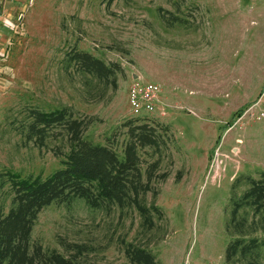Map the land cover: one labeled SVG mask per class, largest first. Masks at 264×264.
<instances>
[{"label": "rangeland", "instance_id": "1", "mask_svg": "<svg viewBox=\"0 0 264 264\" xmlns=\"http://www.w3.org/2000/svg\"><path fill=\"white\" fill-rule=\"evenodd\" d=\"M9 2L13 16L24 12L0 42V215L13 197L7 173L44 178L64 167L67 128L39 135L29 124L32 109L66 108L84 139L119 157L129 126L145 125L156 143L138 147L136 199L53 202L37 216L32 246L72 264H139L128 248L154 264H244L226 262L237 237L227 224L247 177L264 172V118L243 115L264 90V0ZM74 50L103 61L107 77L70 63ZM134 81L159 86L154 112L131 113ZM248 217L255 230L245 237L264 240V221ZM259 252L264 264V244Z\"/></svg>", "mask_w": 264, "mask_h": 264}, {"label": "trees", "instance_id": "2", "mask_svg": "<svg viewBox=\"0 0 264 264\" xmlns=\"http://www.w3.org/2000/svg\"><path fill=\"white\" fill-rule=\"evenodd\" d=\"M67 59L97 78L108 75L109 67L88 52L74 50ZM30 113L31 133L41 135L50 127L62 125L67 128L70 149L63 160L64 167L47 177L22 178L17 173H7L13 197L7 214L0 215V264H72L56 251L46 252L40 245H31V232L39 212L53 202H70L75 198L83 199L91 208L127 205L137 198L142 183L138 147L154 145L155 136L145 125L129 126V140L119 157L112 147L84 139L83 122L73 118L66 108L32 109ZM245 184L247 187L233 200L230 211L227 227L234 224L231 233L237 237L228 244L225 259L227 263L236 257L244 264H263L259 248L264 240L245 236L255 230L246 227L249 215L262 224L264 221V172L258 177L248 176ZM138 207L143 214L144 208L140 204ZM241 209L243 215L238 219ZM126 254L133 262L154 264V256L143 248H128Z\"/></svg>", "mask_w": 264, "mask_h": 264}, {"label": "built area", "instance_id": "3", "mask_svg": "<svg viewBox=\"0 0 264 264\" xmlns=\"http://www.w3.org/2000/svg\"><path fill=\"white\" fill-rule=\"evenodd\" d=\"M33 0H28L27 4H32ZM23 10H19L15 16V20L10 23V30L16 26V22L23 17ZM1 17V12H0ZM3 33L0 30V42ZM2 55V48L0 47V56ZM160 88L156 83L134 81L128 90V103L131 113L135 116L152 113L156 110L157 102L159 101ZM256 113L257 118H264V90L260 96L255 99L243 112V115H253Z\"/></svg>", "mask_w": 264, "mask_h": 264}, {"label": "crops", "instance_id": "4", "mask_svg": "<svg viewBox=\"0 0 264 264\" xmlns=\"http://www.w3.org/2000/svg\"><path fill=\"white\" fill-rule=\"evenodd\" d=\"M9 1L12 2H19V0H0V12H1V17H0V30L2 31V33L4 34V32L6 33V31L10 30V23L13 21V18H15L16 13L14 16V12H12L11 7V3ZM12 12V13H11Z\"/></svg>", "mask_w": 264, "mask_h": 264}]
</instances>
